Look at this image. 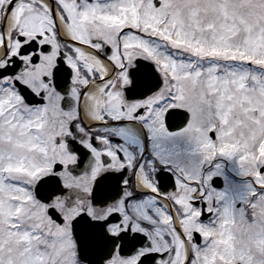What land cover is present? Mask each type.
Here are the masks:
<instances>
[{
    "label": "snow or ice",
    "instance_id": "obj_1",
    "mask_svg": "<svg viewBox=\"0 0 264 264\" xmlns=\"http://www.w3.org/2000/svg\"><path fill=\"white\" fill-rule=\"evenodd\" d=\"M0 264H264V0H0Z\"/></svg>",
    "mask_w": 264,
    "mask_h": 264
}]
</instances>
